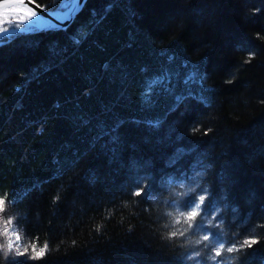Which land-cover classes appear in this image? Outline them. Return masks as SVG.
Masks as SVG:
<instances>
[{
	"label": "trees",
	"instance_id": "1",
	"mask_svg": "<svg viewBox=\"0 0 264 264\" xmlns=\"http://www.w3.org/2000/svg\"><path fill=\"white\" fill-rule=\"evenodd\" d=\"M186 189L225 247L259 242L212 260L173 223ZM4 193L0 229L14 218L29 251L1 232L0 264H264V0H87L0 42Z\"/></svg>",
	"mask_w": 264,
	"mask_h": 264
},
{
	"label": "snow or ice",
	"instance_id": "2",
	"mask_svg": "<svg viewBox=\"0 0 264 264\" xmlns=\"http://www.w3.org/2000/svg\"><path fill=\"white\" fill-rule=\"evenodd\" d=\"M36 0H27V3H25V0H0V42H6L7 39L11 38V34L15 32L17 29H19L20 25L23 24L25 21H32L33 24H35V21H33L34 17L38 16L37 11H35L32 7L29 5L35 4ZM39 7V5H37ZM5 24H12L14 27L12 29H9L7 27H4ZM252 56H254V53L249 54L248 60L245 61V63L250 62ZM162 81V78H157L154 83H160ZM177 103H182L183 101L179 98H175ZM144 192V188L142 184H138L137 189L133 192V195L135 196H141ZM208 199L207 190H204L200 193H197L193 199L188 204L185 211H181L179 213V218L174 219V224H180L181 220H183V223L187 225V228L184 231H187L188 229H191L193 227L200 229L203 234L200 238V240L197 241V243H203L204 241L210 242V244L213 245L212 251L213 255L211 257L212 260H215L216 257H219L222 255L223 252L233 253V252H239L245 247L251 248L253 245L257 244L259 241L253 236H249L248 238H244L239 241H233L229 244V246L225 247L226 241L220 238V236H214L210 231L207 230L212 224V220L215 219L217 209L213 208L211 212H209L208 208L205 206V201ZM7 203H14V201H10L8 199L7 193L0 194V213L5 212L6 210V204ZM200 217L199 222H197V218ZM11 223V220L5 221V224ZM259 227H264V225H259ZM184 231H180L179 229H174L169 233L170 237H175L177 234L184 235ZM255 231V228L253 229ZM4 235L8 236V229L5 227L4 229ZM12 235L15 237V241L20 240V235L14 228L12 230ZM13 241L11 237H9V241L7 243L8 250H11L13 248ZM75 243V242H74ZM48 249L47 243L44 244L42 248L37 250L36 244L31 245V252L32 255L29 256V259H40L43 257V255L46 253ZM29 251V246H25L23 250L21 251L20 247H16V253L17 255L23 256L26 252ZM201 253L199 251H195L190 254L188 257L189 259H196L199 257Z\"/></svg>",
	"mask_w": 264,
	"mask_h": 264
},
{
	"label": "water",
	"instance_id": "3",
	"mask_svg": "<svg viewBox=\"0 0 264 264\" xmlns=\"http://www.w3.org/2000/svg\"><path fill=\"white\" fill-rule=\"evenodd\" d=\"M87 0H73L69 10L64 16H57L55 13L45 6L40 5L39 3L29 5L35 11H37L38 16L36 17L37 21H42L45 23L44 26L37 25L39 30H50L67 27L74 17L79 13L83 8ZM27 3V0H25ZM39 5V7H37Z\"/></svg>",
	"mask_w": 264,
	"mask_h": 264
},
{
	"label": "rangeland",
	"instance_id": "4",
	"mask_svg": "<svg viewBox=\"0 0 264 264\" xmlns=\"http://www.w3.org/2000/svg\"><path fill=\"white\" fill-rule=\"evenodd\" d=\"M73 0H68L66 2H63V9H49L51 11H55L58 15H62L63 13H67V11L69 10L71 4H72ZM48 9V8H47ZM36 17L33 18V21H35V26H37V22H36ZM33 26V22L32 21H25L23 24L20 25L19 29H17L15 32H13L12 34L15 33H19V32H24V33H28L30 31H34V29L36 27H32ZM4 27H7L9 29H12L14 26L12 24H5ZM38 29V28H36ZM61 29V28H58ZM50 30H56V29H50ZM11 34V35H12ZM11 220V223L7 224V229H8V236H5L6 239H9V237H11L12 241L14 242V247H15V252H16V247L19 246L21 251L23 250V248L25 247V238L23 236V232L21 230V228L16 224L15 219L14 218H9ZM8 219V220H9ZM16 229V231L18 232V234L20 235V240L19 241H15V237L12 235V230ZM4 229H0V233L2 232V234H4ZM17 254V253H16Z\"/></svg>",
	"mask_w": 264,
	"mask_h": 264
},
{
	"label": "bare ground",
	"instance_id": "5",
	"mask_svg": "<svg viewBox=\"0 0 264 264\" xmlns=\"http://www.w3.org/2000/svg\"><path fill=\"white\" fill-rule=\"evenodd\" d=\"M55 12V11H54ZM57 16H64L65 14H66V12L65 13H63L62 15H58L57 13H55ZM36 24L37 25H40V26H44L45 25V23L44 22H42L41 20L40 21H37L36 20ZM32 27H36V28H38L37 26H35L34 24H33V26ZM195 171V170H194ZM194 171H191L192 172V174L193 175H195V174H197L196 172H194ZM171 178V177H170ZM184 196H187V197H189V196H195V194L192 192V191H190V189H186L185 191H184Z\"/></svg>",
	"mask_w": 264,
	"mask_h": 264
}]
</instances>
